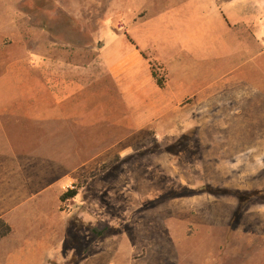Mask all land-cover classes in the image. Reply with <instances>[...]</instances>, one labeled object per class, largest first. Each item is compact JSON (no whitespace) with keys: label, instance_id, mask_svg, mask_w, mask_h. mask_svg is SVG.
<instances>
[{"label":"rangeland","instance_id":"rangeland-1","mask_svg":"<svg viewBox=\"0 0 264 264\" xmlns=\"http://www.w3.org/2000/svg\"><path fill=\"white\" fill-rule=\"evenodd\" d=\"M164 1L0 0V77L38 54L50 61L41 74L85 80L92 100V124L64 132L61 145L47 128L4 117L0 192L12 190L1 186L10 171L17 189L20 176L53 177L42 196L0 215L11 228L0 264H264V19L251 57L214 60L204 90L216 99L202 101L204 114L140 128L117 59L127 58L124 33L147 43ZM143 53L140 85L149 62L165 82Z\"/></svg>","mask_w":264,"mask_h":264},{"label":"crops","instance_id":"crops-1","mask_svg":"<svg viewBox=\"0 0 264 264\" xmlns=\"http://www.w3.org/2000/svg\"><path fill=\"white\" fill-rule=\"evenodd\" d=\"M154 18L142 40L147 43L132 37L135 45L127 43V58L118 55L116 70L126 74L131 84L126 88L132 91L126 99L131 109L130 121L140 128L158 129L162 120L169 122L171 117L204 114L202 101L216 99V93L204 90V85L215 82L214 60L228 66L236 57L241 59L246 54L251 57L252 40L259 43L263 39L257 30L264 19V1L165 0L162 12ZM220 30L226 38L219 41L215 33ZM140 51L149 53L150 59L165 72L162 88L157 86L149 70L146 85H140L135 69L141 60ZM33 57L21 59L12 67L19 75L9 70L12 75L0 77V131L6 132L8 127L6 115H20L27 123L25 126L51 130L56 139L53 140L61 145L64 132L92 124V100L86 94L90 83L60 76L58 70L52 73L56 75L54 78L41 74L50 61L38 54ZM54 64V68L58 67V63ZM12 172L8 178L12 180L1 184L12 190L0 192V215L22 210L23 205L42 196L52 186V182H47L53 177L52 171L40 170L39 175L30 178L36 180L33 183L23 178L26 176H20L17 189L16 173Z\"/></svg>","mask_w":264,"mask_h":264},{"label":"trees","instance_id":"trees-1","mask_svg":"<svg viewBox=\"0 0 264 264\" xmlns=\"http://www.w3.org/2000/svg\"><path fill=\"white\" fill-rule=\"evenodd\" d=\"M124 35L126 36V38H128V41H130L131 43H133L131 41V39L129 37H127V34L124 33ZM144 58L145 54L143 52L140 53ZM149 66H150V72H151V76L152 78L155 80L156 84L158 87L162 88L164 86V81L162 79V77L159 76V74L157 73L156 69L154 68V66L152 65L151 62H149ZM77 191L75 188L72 189H67L64 193H62L60 195V201H64V200H68L69 198H72L76 195ZM11 228L10 225L7 224L5 221H3L2 219H0V237L5 236L6 234H8L10 232Z\"/></svg>","mask_w":264,"mask_h":264}]
</instances>
